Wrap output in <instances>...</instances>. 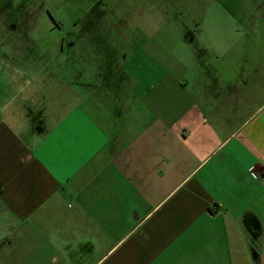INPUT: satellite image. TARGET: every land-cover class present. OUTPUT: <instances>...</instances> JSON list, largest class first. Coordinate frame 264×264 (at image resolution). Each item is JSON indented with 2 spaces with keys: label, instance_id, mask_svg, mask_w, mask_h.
Segmentation results:
<instances>
[{
  "label": "crops",
  "instance_id": "crops-1",
  "mask_svg": "<svg viewBox=\"0 0 264 264\" xmlns=\"http://www.w3.org/2000/svg\"><path fill=\"white\" fill-rule=\"evenodd\" d=\"M206 2L190 58L88 84L0 19V264H264V0Z\"/></svg>",
  "mask_w": 264,
  "mask_h": 264
},
{
  "label": "rangeland",
  "instance_id": "rangeland-1",
  "mask_svg": "<svg viewBox=\"0 0 264 264\" xmlns=\"http://www.w3.org/2000/svg\"><path fill=\"white\" fill-rule=\"evenodd\" d=\"M212 4L216 13L219 4ZM3 5L5 30L26 32L20 42L24 49L19 54L7 50L10 58L25 63L33 57L43 66L48 63L55 76L76 81L80 70L86 84L95 75L142 74L148 61L157 67L159 61L172 65L176 57L190 58L191 47L180 41L179 33L206 30L213 20L206 0H4ZM72 43L85 45V71L77 66L80 55L71 50ZM43 68L23 66L17 75L41 82ZM92 106L89 98L87 107Z\"/></svg>",
  "mask_w": 264,
  "mask_h": 264
}]
</instances>
